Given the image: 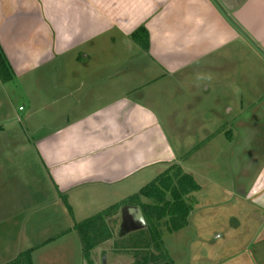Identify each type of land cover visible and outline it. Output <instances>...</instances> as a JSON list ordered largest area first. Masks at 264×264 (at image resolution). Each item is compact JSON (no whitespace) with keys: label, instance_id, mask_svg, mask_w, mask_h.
<instances>
[{"label":"crops","instance_id":"1","mask_svg":"<svg viewBox=\"0 0 264 264\" xmlns=\"http://www.w3.org/2000/svg\"><path fill=\"white\" fill-rule=\"evenodd\" d=\"M142 28L148 48L134 37ZM116 34L126 48L139 49L149 69L130 60L116 68ZM0 47L14 74L8 82L0 77V227L9 221L18 226L12 250L2 248L6 233H0V255H7L0 264L30 250L34 264L42 247L34 244L31 226L40 216L41 181L26 154L47 172L54 201L68 205L84 189L152 179L182 165L215 135L207 126L217 123L214 116L203 128L193 119L200 123L198 144L174 146L163 110L180 100L184 108L207 106L214 115L223 107L233 117L226 123L233 127L220 130L231 155L234 146L243 151L244 136L259 140L252 170L243 168L249 165L244 152L239 165L245 174L235 190L262 213L263 238L264 0H0ZM249 48L261 66L250 98ZM206 71L214 80L202 89L181 79ZM20 98L24 104L16 112ZM248 170L255 171L252 179ZM52 243L58 241L46 242ZM218 264L256 262L245 250Z\"/></svg>","mask_w":264,"mask_h":264},{"label":"rangeland","instance_id":"2","mask_svg":"<svg viewBox=\"0 0 264 264\" xmlns=\"http://www.w3.org/2000/svg\"><path fill=\"white\" fill-rule=\"evenodd\" d=\"M116 37L119 41L117 34ZM126 47L121 41L116 44V58L119 56L121 58H118L116 68L120 63L123 64L130 60V62L134 61L133 64H137L134 67L149 69L150 64L137 55L140 51L136 46ZM232 47L234 49V46ZM247 51L250 98L251 95L253 97L256 95V92L251 89L256 88L260 83L257 70L259 71L261 66L254 51L251 48ZM181 79L184 80V84L191 80V83L199 86V89L208 86L210 79L214 80L212 76L207 75V71L199 73L196 77L191 75ZM203 100L204 98L201 97V101ZM23 104L21 98L14 101L16 112ZM183 104V100H180L174 104V107L162 109L163 117H167L168 134L174 146L180 145L181 149L191 150L195 148L194 144H198L196 137L200 130L198 128L200 123H194L193 119H199L202 123L203 120L205 122L214 116L217 123L207 124L211 127L210 131L215 129L211 144L207 145L209 141H204L200 151L192 150L181 159L182 165L180 166L195 177L201 188L189 197L193 205L189 226L179 232L163 231L166 252L176 264H218L248 250L254 256L256 264H264V236L262 238V234L258 233L262 213L253 206L240 201L235 190V183L245 174L244 172L240 176L239 165L241 159L244 158V152L249 151L247 159L249 165H243V168L251 169L250 162L253 157L251 154L257 150L259 140L244 136L241 142L243 151L241 149L238 151L240 147L234 146L231 155L229 141L220 134V130L221 127H233L232 124H226L233 117L227 115L223 107L216 108L217 115H214L213 109L207 106L195 109L184 108ZM202 126L205 127V124L202 123L201 128ZM25 161L26 165H34L35 177L37 175V179L41 181L40 216L38 220L33 221L31 226L35 229L34 244H42V247L35 256L34 264H104V256H107V264H135L137 256L134 247L146 238L139 234V229H136L132 218L127 215V207H122L117 212L113 211L112 216L107 219L113 238L91 251L87 258L84 256L80 235L74 227L138 194L161 173H153L152 175L155 176L152 179L144 178L139 182L133 180L113 188L84 189L80 195L72 197L70 205H67L63 201H54L53 189L50 187L47 172L43 167L39 170L37 159L33 162L32 156L26 154ZM251 170L247 171V175H250L252 179L255 171ZM26 174L28 175L27 172ZM143 201L148 200L144 198ZM72 228L76 232L69 234ZM17 230L18 226L15 221H9L7 225L2 224L0 233H6L2 237V241L5 240V243H1L3 249L16 248ZM141 237L143 241L140 240ZM50 240H56L58 243L46 244ZM151 249L156 252L154 246ZM5 254L2 252L0 257H6Z\"/></svg>","mask_w":264,"mask_h":264},{"label":"trees","instance_id":"3","mask_svg":"<svg viewBox=\"0 0 264 264\" xmlns=\"http://www.w3.org/2000/svg\"><path fill=\"white\" fill-rule=\"evenodd\" d=\"M134 37L142 46L148 48V34L144 28L139 29ZM0 77L4 82L11 81L14 77L1 47ZM199 190L200 185L192 174L185 173L180 165H172L138 194L75 225L74 228L82 240L84 256L87 258L91 251L113 238L107 223L113 211L117 212L122 207H139L147 226L138 231L146 239L143 241L141 237L143 242L134 247L137 256L135 264H175L165 250L163 231L178 232L189 225L193 210L189 197ZM144 198L148 201H143ZM64 202L68 205L65 199ZM152 246L156 252L152 251ZM32 252L33 250L22 253L11 264H32Z\"/></svg>","mask_w":264,"mask_h":264},{"label":"water","instance_id":"4","mask_svg":"<svg viewBox=\"0 0 264 264\" xmlns=\"http://www.w3.org/2000/svg\"><path fill=\"white\" fill-rule=\"evenodd\" d=\"M127 215L133 219L136 225V229L146 228L147 222L142 210L139 207L127 208ZM103 258H104L103 259L104 264H107V260H108L107 256H104Z\"/></svg>","mask_w":264,"mask_h":264},{"label":"flooded vegetation","instance_id":"5","mask_svg":"<svg viewBox=\"0 0 264 264\" xmlns=\"http://www.w3.org/2000/svg\"><path fill=\"white\" fill-rule=\"evenodd\" d=\"M133 220V219H132ZM133 223H134V221H133ZM134 225H135V223H134ZM136 226V225H135Z\"/></svg>","mask_w":264,"mask_h":264},{"label":"built area","instance_id":"6","mask_svg":"<svg viewBox=\"0 0 264 264\" xmlns=\"http://www.w3.org/2000/svg\"><path fill=\"white\" fill-rule=\"evenodd\" d=\"M21 110H23V108H21Z\"/></svg>","mask_w":264,"mask_h":264}]
</instances>
